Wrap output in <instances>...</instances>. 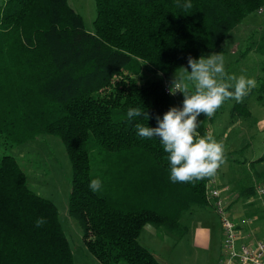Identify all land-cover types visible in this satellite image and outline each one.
Returning <instances> with one entry per match:
<instances>
[{
	"label": "trees",
	"instance_id": "obj_1",
	"mask_svg": "<svg viewBox=\"0 0 264 264\" xmlns=\"http://www.w3.org/2000/svg\"><path fill=\"white\" fill-rule=\"evenodd\" d=\"M95 3L94 32L68 0L0 5V264H75L57 205L30 187L27 171L7 151L40 135L59 136L65 144L72 166L69 214L102 264H163L141 243L144 226L183 235L185 211L213 208L207 193L212 177L172 182L159 138L139 137L136 126H158L156 117L175 107L165 78L188 67L189 56L213 53L264 0ZM187 3L192 7L185 9ZM258 50L264 55V35ZM142 62L163 77L139 81L127 71ZM245 98L233 104L232 114L250 115ZM130 108L149 118L129 120ZM214 118L198 117L200 135ZM92 145L104 152L98 176ZM92 179L101 181L97 192L89 188ZM252 182H240L239 199L255 195ZM40 217L46 223L36 227Z\"/></svg>",
	"mask_w": 264,
	"mask_h": 264
},
{
	"label": "rangeland",
	"instance_id": "obj_2",
	"mask_svg": "<svg viewBox=\"0 0 264 264\" xmlns=\"http://www.w3.org/2000/svg\"><path fill=\"white\" fill-rule=\"evenodd\" d=\"M68 2L82 15L87 31L94 32L95 0H68ZM1 3L2 0L0 5ZM263 35L264 5L234 27L213 52L224 55L227 72L237 77L244 75L255 78L257 82V86L245 98L250 115L244 116L237 112L232 114V106L236 101L226 100L214 114L217 120L213 122L221 128L220 134L223 137L232 119L233 129L227 140L222 143L225 150L232 152L230 155L233 158L241 161L237 162V178L241 177L240 182L248 184V181L250 183L253 180L254 185H264V166L259 167L262 168L261 171L249 166L250 161L264 154V95L261 99L258 97L262 88L261 83L264 82V55L258 50ZM127 71L134 73L139 81L163 77L145 62L141 65L132 63L127 67ZM175 73L165 80L172 82ZM172 97V104L182 108L183 94L178 91ZM218 131H214L212 136L221 142L218 139ZM7 151L16 156L27 171L30 187L57 205L59 219L68 237L75 264H102L87 249L81 225L69 214L72 166L61 138L44 134ZM90 152L94 174L98 176L104 166L102 162L104 152L96 145L91 146ZM255 166L257 167V164ZM256 172L261 174V179H257ZM216 178L218 183L217 175ZM227 178L225 182H228ZM226 215L240 224L245 235L249 234L243 238L246 243L264 237V203L256 200V195L240 198L239 202L228 205ZM249 220L253 222L250 223ZM255 220L257 222H254ZM181 221L187 227L183 235L155 227L157 233L152 236L143 228L141 243L151 249L163 264H217L223 241L221 218L217 211L209 206H195L182 214ZM120 264L125 262L122 261Z\"/></svg>",
	"mask_w": 264,
	"mask_h": 264
},
{
	"label": "clouds",
	"instance_id": "obj_3",
	"mask_svg": "<svg viewBox=\"0 0 264 264\" xmlns=\"http://www.w3.org/2000/svg\"><path fill=\"white\" fill-rule=\"evenodd\" d=\"M191 8V3L184 5ZM222 53L202 55L198 59L188 57V67H181L172 80L170 94H183L182 108L171 107L162 118L156 117V127L137 125V135L151 139L157 137L170 163V180L174 183H192L214 177L226 163L225 146L210 134L200 135L198 117L211 118L226 100L242 103L249 92L257 86L255 78L239 77L227 72ZM190 68V71H189ZM148 114L140 108L127 111L129 120ZM89 188L97 192L99 179H92ZM46 223L37 218L36 227Z\"/></svg>",
	"mask_w": 264,
	"mask_h": 264
},
{
	"label": "built area",
	"instance_id": "obj_4",
	"mask_svg": "<svg viewBox=\"0 0 264 264\" xmlns=\"http://www.w3.org/2000/svg\"><path fill=\"white\" fill-rule=\"evenodd\" d=\"M172 82L164 80V89L171 96L170 88ZM227 188V187H226ZM209 202L221 218V229L223 233L222 252L217 264H264V237L254 239L249 244L244 241V231L226 212L228 204L222 196V189L217 183L216 175L207 183ZM256 200L264 203V185H255ZM251 223V221L249 220Z\"/></svg>",
	"mask_w": 264,
	"mask_h": 264
},
{
	"label": "crops",
	"instance_id": "obj_5",
	"mask_svg": "<svg viewBox=\"0 0 264 264\" xmlns=\"http://www.w3.org/2000/svg\"><path fill=\"white\" fill-rule=\"evenodd\" d=\"M215 120H217V118H214V120H212L210 122L206 133L212 135L214 133V131H218L219 130L218 131L219 132V134H218L219 138L218 139L221 142L224 141V140H227V138L230 136V133H231V131L233 129L232 119L229 121L228 128L226 129V132L224 133L223 137L220 134L221 128H218L217 124L213 123ZM216 122H218V121H216ZM221 123L223 124V122H221ZM222 124H221V126H222ZM215 126H216V128H215ZM230 152L231 151L225 150V153H230ZM261 156H264V154L261 155ZM253 161L254 160L250 161V165L249 166H252V168H256V169H259V171H261L260 169H262V168H259V167H263L264 166V164H263L264 161L255 162V163ZM237 162L240 163L241 161H238L237 159L233 158L232 155H228V157L226 158V163L221 166L222 168L220 167V169L218 170V172L216 174L217 177H218V185L222 189V196L224 197V199L226 200V203L228 205H230V204L233 205V204L239 202V200H240L238 198V196H239V192H240L239 191V188H240L239 186H240V178L241 177L239 176L237 178V172H238ZM256 164H257V167L255 166ZM226 177H228L227 178L228 182H225ZM256 220L254 222H257ZM236 223L240 226V224L238 222H236ZM144 229H146V231L150 232L149 234H152V236H155L156 233H157V230H156L155 226L152 225V224H146L144 226ZM141 235H142V233H141ZM141 235H140V237H141Z\"/></svg>",
	"mask_w": 264,
	"mask_h": 264
}]
</instances>
